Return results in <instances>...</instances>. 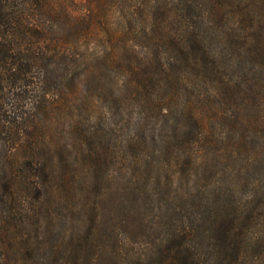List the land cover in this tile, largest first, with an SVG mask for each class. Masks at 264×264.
Returning a JSON list of instances; mask_svg holds the SVG:
<instances>
[{"label":"trees","instance_id":"obj_1","mask_svg":"<svg viewBox=\"0 0 264 264\" xmlns=\"http://www.w3.org/2000/svg\"><path fill=\"white\" fill-rule=\"evenodd\" d=\"M90 43L102 50L90 51ZM261 98L264 0H0V264L101 263L106 253L96 241L108 219L100 204L114 207L108 215L123 212L121 163L114 173L103 171L111 155L106 137L122 135L128 122L116 119L119 111H138L135 131L145 116L163 114V128L171 131L159 152L181 154L180 175L207 164L206 146L222 145L213 161L222 151L233 161L253 154L248 139L264 127ZM96 118L109 131L90 125ZM183 134L179 147L175 138ZM140 148L143 158L154 155L135 132L119 151ZM134 168L132 180L153 177L145 160ZM76 176L84 181L82 198L92 199V207L79 210L92 217L91 235L83 243L72 233L63 251L64 240L56 237L49 248L59 222L52 211L73 200ZM254 196L231 205L238 214L215 216L219 225L209 236L219 237L211 257L185 255L195 230L182 223L175 253L165 248L159 264H241L264 243L250 233L264 219L254 214Z\"/></svg>","mask_w":264,"mask_h":264},{"label":"rangeland","instance_id":"obj_2","mask_svg":"<svg viewBox=\"0 0 264 264\" xmlns=\"http://www.w3.org/2000/svg\"><path fill=\"white\" fill-rule=\"evenodd\" d=\"M89 50H102L101 46L89 44ZM260 113L264 112V100L258 101ZM137 110L132 107L128 111H119L116 119L119 121L127 120L125 130L122 135L109 134L105 139V144L111 155L105 160L103 171L111 173L119 167L122 170L123 180L120 182V192L123 194V212L112 211L108 213L107 209H114L108 203H101L100 206L104 209V213L108 219V224L98 233L99 241H96L98 250L104 249L106 255L100 264H159L167 257V249L169 254L175 253V246L180 241L174 236L176 230L180 229L182 223H186L191 229L194 228L187 240L188 251L185 255L200 256L203 259L211 257L213 245L216 243L217 234L210 233L215 225H219L215 216L223 213L222 216L232 217L238 214L233 207H238L247 201L248 197L254 196L255 192L260 191V195L255 198V202L251 204L254 209V214L264 213V127L261 131H256L248 139V145L253 147V154H242L240 157L235 156V161L227 159L229 153L222 151L224 156L220 160L212 159L217 151H221L222 145L206 146L203 149L207 155V164L200 165L196 163L190 173L188 168L185 172L177 174L179 167L176 166L179 160L183 159L181 154L174 152L173 154L161 155L162 144L160 139L165 138L167 133H170V128H163V114L154 112L145 116L143 124L135 131V123L138 120ZM174 123V118H171ZM97 118L90 122V125L97 124ZM104 119L99 122V128L109 131L103 124ZM108 123V121H105ZM135 132L141 138L142 144H147L148 151L154 155L150 158H143L140 148L131 150L128 155L120 153V149L126 145V142ZM219 131H215L217 133ZM181 133V131H179ZM185 134L175 138L177 141L186 140ZM165 142V141H163ZM118 157V160H117ZM254 159L248 162L246 159ZM137 159H141L147 166H150L149 174L153 177L146 180L147 176L140 180H132L135 171L134 163ZM161 166V167H160ZM82 163L78 164L79 174L82 171ZM100 170L99 179L103 178ZM124 173V174H123ZM155 173L159 176V185L155 177ZM117 175V174H116ZM98 178V177H96ZM178 178V179H177ZM101 181V180H99ZM115 181V180H114ZM113 181V182H114ZM107 185L108 191H111L114 185ZM150 183V185L148 183ZM129 188V190H128ZM74 198L67 206L54 209L53 216L58 219L56 225L57 232L55 236L48 239L52 245L56 237L64 240L62 251L69 240V236L74 233L78 234L81 241L84 243L86 238L91 235V216L90 214L79 212L85 205H91V201L85 202L82 198L84 192V181L77 176L73 178ZM93 189V187H92ZM125 190L126 193H123ZM93 197L98 195V190H92ZM226 196V198H224ZM153 197V200H150ZM97 199V198H96ZM95 199V200H96ZM224 203H229L228 208H223ZM94 205V204H93ZM92 207V205H91ZM131 213V218L128 219L125 213ZM245 216V215H244ZM83 219L85 222L80 224ZM257 225H254L250 233L254 237L264 240V219H257ZM57 223V221H56ZM116 240L120 242L118 245L114 243ZM167 240H171L167 242ZM47 247V246H46ZM167 248V249H165ZM47 252H41L36 257L39 262L42 261ZM57 254L54 261H60L63 257V252ZM121 251V252H120ZM118 252V256L116 253ZM155 255L154 259L146 260L147 256ZM181 254L176 253V257ZM139 259L145 260L138 263ZM253 259L255 262H253ZM241 264H264V243L257 248L249 250Z\"/></svg>","mask_w":264,"mask_h":264}]
</instances>
